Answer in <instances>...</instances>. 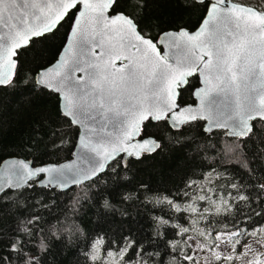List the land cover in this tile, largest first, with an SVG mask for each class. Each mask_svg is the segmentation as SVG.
<instances>
[{
  "label": "snow or ice",
  "instance_id": "6c2138e0",
  "mask_svg": "<svg viewBox=\"0 0 264 264\" xmlns=\"http://www.w3.org/2000/svg\"><path fill=\"white\" fill-rule=\"evenodd\" d=\"M116 2L0 0V64L12 68L16 63L12 58L21 49L40 39H47V34L58 30L57 25L65 17L73 11L78 12L79 18L73 19L72 39L67 44L65 56L55 70L49 68L47 74L40 73L36 83L60 94L62 116L70 125H79L84 129L79 140L77 162L34 167L29 162L13 161L6 166L0 171V194H3L0 199L8 196L6 189L32 188L34 185L29 180H33L35 186L63 189L70 183L79 184L98 177L108 167L109 161H115L117 166L126 163L124 156L116 160L120 153L139 159L144 154L155 152L160 147L155 140L133 141L144 121L160 120L164 118L160 114L162 109L171 111L176 107L171 103L177 94L176 89L186 85L187 78L194 73L203 77L204 84L195 93L200 99V108L195 111L206 115L198 116L193 109H186L185 118L179 122L173 120V127L204 118L209 122L208 131L213 127L228 129L231 136L244 139L254 134L251 121L257 118L264 121V11L248 6L227 7L226 0H200L206 10L202 27L195 34L186 30L169 33L159 41L164 44L165 40L171 39L170 47L175 46L176 51L170 58L161 54L157 44L138 28L129 15H105L106 10ZM78 5H82V8H78ZM81 20L84 25L91 20L97 28L102 26L99 40L95 29L89 31L82 26ZM112 25L116 28H111ZM108 31H120L121 43L128 38L133 50L141 55L135 58L122 55L127 46L120 51L110 43L106 47L104 33ZM133 39L135 44L131 43ZM76 73L82 75L77 76ZM11 83V75L0 73V85ZM149 101H155V104H147ZM110 126L116 132L115 137L113 132L107 131ZM129 147L133 150L129 151ZM111 171H115V168ZM42 174L47 175V183L37 179ZM193 184L194 181L188 186ZM229 187L236 189L231 203L223 197L211 200L208 195L196 197V200L210 201V207L203 209L195 206V200L183 208L169 198H165L164 202L177 212L195 213L199 219H205L209 212L215 216L232 214L233 206L239 208L238 204H234L236 200L250 202V197L242 194L241 185L233 183ZM259 194L264 197V184L259 186ZM183 195L187 196L188 193L184 192ZM227 196L231 197L232 193L227 192ZM105 206H108L107 202ZM261 206L262 211L253 215H264V199H261ZM38 219L33 217L28 223L32 224ZM250 220L251 217H244V221ZM197 222L193 221L194 224ZM160 223L166 224L167 221ZM242 223L240 219H235L230 228L227 224L223 229L213 227L211 222L207 230L193 228L197 237L203 239L189 236L184 246L191 250L192 244L188 243L191 240L196 249L211 252L212 260L221 264H233L241 259H245L246 264H264V259H261L264 251L258 252L252 243L244 242L258 233L264 235V226L249 229L241 226ZM173 227L179 230L181 236L190 230L179 225ZM18 232L32 235L27 227H21ZM102 242L96 241L93 248ZM254 242L264 249V241L257 239ZM24 243L18 234L12 239L0 240V245H3L0 247V264H12L13 253H17L18 259H23L27 255L23 252ZM179 244V241L169 242L173 250L178 249ZM222 246L230 247L231 252L225 254L218 251ZM237 246L240 251H237ZM41 248H44L43 244ZM129 249H134L135 255L141 256L143 245L126 240L120 252L121 259ZM249 253H253L251 258H248ZM108 255L112 256L113 253L109 252ZM90 258L97 259L95 255ZM182 259L189 264H199L188 252L182 254ZM24 264H39V258L28 256ZM172 264H177L176 258H173Z\"/></svg>",
  "mask_w": 264,
  "mask_h": 264
},
{
  "label": "trees",
  "instance_id": "16d2710c",
  "mask_svg": "<svg viewBox=\"0 0 264 264\" xmlns=\"http://www.w3.org/2000/svg\"><path fill=\"white\" fill-rule=\"evenodd\" d=\"M232 1L264 10V0ZM111 12L129 15L147 37L156 40L168 30L195 29L206 10L203 2L195 0H117ZM75 14L65 17L47 39L21 49L11 85L0 86V163L9 157L29 159L33 164L71 157L79 130L62 116L57 95L38 86L34 75L55 61ZM197 86L196 75L188 78L178 101L193 103ZM252 125L254 134L238 139L227 137L222 130L208 134L200 120L178 130L166 119L149 120L143 124L142 136L159 141L153 154L137 160L129 157L126 166L112 161L98 177L64 192L35 186L33 180L29 182L32 188L8 190V196L0 199V240L18 234L27 254L18 259L13 253L12 264H24L28 256L38 257L39 264H105L106 254H120L126 240L143 245V252L137 256L129 249L120 257L122 264H172L173 258L177 264H189L182 259L184 252L193 254L184 246L189 232L181 236L173 225L191 230L193 221H198L199 229L207 230L211 222L223 229L240 219L241 226L249 229L264 226V215H253L262 211L264 199L259 194V186L264 184V121L255 120ZM192 181L195 184L189 187ZM233 183L242 186L241 192L250 202L236 200L239 208L233 206L232 214L209 212L199 219L195 213L177 212L164 202L169 198L183 208L195 200V206L203 209L210 207V201L196 197L208 195L211 200L223 197L231 203L236 196V189L229 187ZM33 217L39 219L29 224ZM244 217L251 220L244 221ZM21 227L30 229L32 235L18 232ZM98 240L103 242L95 253L93 245ZM171 241H179V248L173 250ZM93 255L96 260L90 258Z\"/></svg>",
  "mask_w": 264,
  "mask_h": 264
},
{
  "label": "water",
  "instance_id": "95a60500",
  "mask_svg": "<svg viewBox=\"0 0 264 264\" xmlns=\"http://www.w3.org/2000/svg\"><path fill=\"white\" fill-rule=\"evenodd\" d=\"M195 1L200 2V0H195ZM94 2H96V0H94ZM233 5H235V6H248V7H251V8H253V9H257V8H255V7H253V6H251V5H246V4H242V3L234 2V1H232V0H226V6H227V7H232ZM78 8H82V5H78ZM111 10H112V8H109V9L106 10L105 15H106L107 17H114L117 13H121V12L112 13ZM257 10H259V9H257ZM260 11H261V10H260ZM77 18H79V16H78V12L76 11V14H75V16H74V19H77ZM205 18H206V12H205V14H204V16H203L201 22L199 23V25H198L195 29H193V30H187V29L181 28V29H178V30H168V31H165V32L161 33V34L157 37L156 40H153V42L157 44V48L160 50V52H161L162 55H167V56H169V57L171 58L172 53H175V51H176L175 46H171V47H170V45H171V39L169 38L168 40H165V43H164V44H160L159 41H160V40H163L167 34H169V33L176 34V33H178L180 30H186V31H188L190 34H195V33H196V32L202 27V21H203ZM61 22H62V21H61ZM61 22H60V23H61ZM81 24H82V26L86 27L89 31H92L93 29H95V31H96V38H97V40L100 39L99 33H100V31L102 30V26H101V28H97V26H96L94 23H92L91 20L89 21V23H88L87 25H84V21L81 20ZM72 25H73V21H72ZM72 25H71V27H70V30H69L68 34H67V37H66L65 43H64V45L62 46V48H61V50H60V52H59L57 58L55 59V61H54L53 63H51L50 65H48V66H46V67L40 69V70L37 71L36 74L34 75V82H35V83H36V79H37V77H38V75H39L40 73H46V74H47V69H49V68L55 70L56 67H57V65L60 63L61 59L65 56L66 49H67V44H68V42L72 39V37H71ZM111 28H116V26H115V25H112ZM120 36H121L120 31H108V32H105V33H104V43H105V46L107 47V46L109 45V43H110V44H111V45H112L117 51H120L122 47L127 46V50L121 52L122 55H125V56H129V55H131V56H133L134 58H135V57H139V56L141 55V53H139V52H135V51L133 50V48L131 47V44H129V39H128V38H125V39L123 40V43H121ZM131 43H132V44H135L136 41L133 39V40L131 41ZM96 51L99 52L100 50H99V49H96ZM12 59H14V60L16 61V63H15V67L12 68V67H10V66L0 64V73H7V74L11 75V77H12V81H13V79H14V77H15V73H16V66H17L16 56L13 57ZM119 63H120V62L117 61V64H118V65H119ZM76 75H77V76H80V75H82V73H76ZM194 75H196V76L198 77V86H197V87L193 90V92H192L193 103H189V104H183V103H180V102L178 101L179 91H180V89H182L185 85H184L183 87L177 88V89H176V93H177V94L174 95L173 98H172V100H171V103L174 104V105H176V107H175L174 109H172L171 111H168V110H166V109H162V111L160 112V114H161L162 116H164V118H162V119H160V120L150 119L152 122L155 123V122L163 121V120L166 119L167 122H168V124L170 125L171 128H173V129H175V130H178V129H180V127H181L182 125H184V124H180L179 127H173V126H172L173 120H176L177 122H179L180 120H183V119L185 118V116L187 115L186 109H193V110H194V114H197L198 116H200V115H206V114H200V113H198V112L195 111V110H198V109L200 108V99H199L198 96L195 95V93H196L199 89H201L202 87H204V84H203V77L199 76L198 73H194L192 76H194ZM192 76H191V77H192ZM188 78H190V77H188ZM188 78H187V80H188ZM36 84H37V83H36ZM37 85H38V84H37ZM0 86L4 87V86H7V85H0ZM38 86L43 87V88L47 89L48 91H51V92H53L54 94H56L57 97H58V100H59V108H60V110H62L63 104L61 103V96H60V94H57V93H55L52 89L46 88V87H44V86H41V85H38ZM57 86H58V85H57ZM147 104H155V101H149V102H147ZM147 104H146V106H147ZM157 106L159 107V105H157ZM168 117H172V118L169 119ZM197 120H200V121L203 122V131L206 132V133H208V134L211 133L212 131H215V130H222V131L225 132V134H226L227 137H229V138H237V137H233V136H231V135L229 134V132H228V129H219V128H215V127H213L211 131H208V130H207V129L209 128V122H208V120H207V119H204V118H198ZM255 120H260V119L257 118V119H255ZM255 120L251 121L250 123H253ZM195 121H196V120H195ZM145 122H146V121H144V122L142 123L140 133L135 137L133 143H136V142H138V141H139V142H142L143 140L147 139V140H150V141H151V140H155V141L159 144V141L156 140L153 136H150V135H149V136H142V128H143V124H144ZM189 122H193V121H189ZM189 122H188V123H189ZM185 124H186V123H185ZM75 126L78 128L79 133H78V137H77V140H76V143H75V146H74V149H73V152H72L71 157L68 158V159H66V160H64V161H61V162H57V163H45L44 165H52V164H54V165H64V164H66V163L77 162V154H78L79 151H80V148H79V140H80V137H81V135H82L84 129H83L82 127H80L79 125H75ZM107 131H111V132H113V137H115L116 132H115V130H113V129L111 128V126L109 127V129H108ZM238 139H240V138H238ZM157 149H158V148H157ZM132 150H133V149H132L131 147H129V151H132ZM156 151H157V150H156ZM156 151H155V152H156ZM153 153H154V152H150V153H147V154H144V155H149V154H153ZM121 156H124V159H125L126 163H123V164H124V166H126V164H127V160H128L129 157H128V156H125L124 153H120V155L117 156L116 159H117L118 157H121ZM142 156H143V155H142ZM142 156H141V157H142ZM141 157H140V158H141ZM132 158H134V159L137 160V158H135V157H132ZM140 158H139V159H140ZM13 161H25V162H29V163H31L32 166H34V167H35V166H39V165H41V164H33V162H32L31 160H29V159H24V158H19V157H9V158L4 159V160L0 163V171H3L4 168H5L6 166L10 165ZM111 162H112V161H109V164H110ZM106 168H107V167H106ZM106 168H105V169H106ZM102 173H103V172H102ZM100 174H101V173H100ZM100 174H99V175H100ZM94 178H96V177H94ZM94 178H93V179H94ZM39 179H43V180L45 181V183H47V179H48V177H47L46 174H42L41 177H39ZM30 181H31V180H29V182H30ZM87 181H90V180H85L84 182L79 183V184H71V183H70V184L68 185V187L63 188V189H61V188H56L55 186H53V187H51V188H56L57 190L64 192V191H67V190H69V189H71V188L77 186V185L83 184V183H85V182H87ZM41 187H43V186H41ZM12 190H17V189H12ZM5 191H8V190L6 189ZM0 195H2V194H0Z\"/></svg>",
  "mask_w": 264,
  "mask_h": 264
},
{
  "label": "rangeland",
  "instance_id": "374dc122",
  "mask_svg": "<svg viewBox=\"0 0 264 264\" xmlns=\"http://www.w3.org/2000/svg\"><path fill=\"white\" fill-rule=\"evenodd\" d=\"M193 228L194 229H199V227H198V225L196 223L193 224ZM189 236L202 240V238L197 237V233L195 231H193L192 229L189 230ZM257 239H260V240L264 241V235L258 233L256 237H249L244 242L252 243L253 247L258 252L264 251V249L260 248L258 243L254 242ZM188 241H189L190 244H192V251H193L192 255L199 262V264H221V262L212 260L211 252H209L207 250L200 251L199 249L195 248V244L193 243V241H191V240H188ZM94 250H95V253L98 252V245H96ZM218 251H223L225 254H228L229 252H231V248L230 247L229 248H224L222 246L221 249H218ZM237 251H240V248L238 246H237ZM111 253H113L112 256H109L108 253L106 254L105 264H122L120 262V254H118L116 252H111ZM252 256H253V253H249V257L248 258H251ZM261 259H264V257H261ZM233 264H246V260L245 259H241V260H238V261H234Z\"/></svg>",
  "mask_w": 264,
  "mask_h": 264
},
{
  "label": "flooded vegetation",
  "instance_id": "af4514ba",
  "mask_svg": "<svg viewBox=\"0 0 264 264\" xmlns=\"http://www.w3.org/2000/svg\"><path fill=\"white\" fill-rule=\"evenodd\" d=\"M254 7V6H253ZM256 8V7H255ZM261 11H264V10H261Z\"/></svg>",
  "mask_w": 264,
  "mask_h": 264
}]
</instances>
